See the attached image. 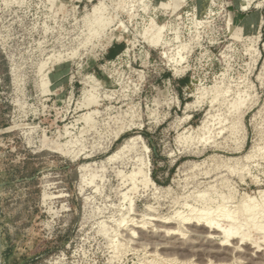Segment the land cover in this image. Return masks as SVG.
I'll return each mask as SVG.
<instances>
[{
    "label": "rangeland",
    "instance_id": "rangeland-1",
    "mask_svg": "<svg viewBox=\"0 0 264 264\" xmlns=\"http://www.w3.org/2000/svg\"><path fill=\"white\" fill-rule=\"evenodd\" d=\"M176 2L0 0V264H264L165 232L264 248V0Z\"/></svg>",
    "mask_w": 264,
    "mask_h": 264
},
{
    "label": "bare ground",
    "instance_id": "bare-ground-1",
    "mask_svg": "<svg viewBox=\"0 0 264 264\" xmlns=\"http://www.w3.org/2000/svg\"><path fill=\"white\" fill-rule=\"evenodd\" d=\"M183 0H177L175 6H179L180 3L182 2ZM100 4V3H99ZM98 4V5H99ZM98 5H93V8L91 9L92 11V15L93 17L95 16V14H98V10H99V7ZM100 6V5H99ZM97 12V13H96ZM90 14V15H91ZM155 25V24H154ZM162 28L161 25H156V29L157 31L159 32L160 29ZM154 38H155V35H153ZM148 38V37H147ZM153 38V37H152ZM158 40V37L156 38ZM145 41H148L147 43L151 44L152 45V41L149 39H146ZM157 42V41H155ZM216 86V85H215ZM214 85L212 86V88H216ZM189 106V105H187ZM87 116V115H86ZM89 117V116H87ZM85 118V117H84ZM86 119V118H85ZM89 119V118H88ZM87 120V119H86ZM119 132V131H118ZM117 135V134H116ZM138 137V136H137ZM137 137H131L127 140V142L122 145L117 151H115L114 153H112L113 155L110 157V159H113V160H116L117 158L120 159V157L122 156L123 152L125 149L127 148H132V145H130V143H132V141L134 139H137ZM144 147V146H143ZM145 150V149H144ZM146 151V150H145ZM108 157V159H109ZM124 157V155H123ZM109 159V160H110ZM125 159V158H124ZM121 160V159H120ZM122 161V160H121ZM121 163V162H120ZM84 167V165H80L79 166V169L82 170V168ZM144 184L146 183H153L151 177L149 176V172H143L142 173V180H141ZM135 189V184L133 183L132 186L129 188V190L127 191H133ZM126 193L127 192H124L123 194V197L125 198L126 197ZM260 197H264V194H260ZM249 201H253L252 197L248 199ZM180 217V216H179ZM151 218V217H150ZM150 218H147V219H150ZM173 218V217H172ZM171 217H167V218H161V219H158L157 218H151V220L153 221H158V222H161L162 225H158L159 227H162L164 226V224L168 225V224H171V223H175L173 222ZM146 219V218H145ZM144 218L139 221V222H132L130 225H131V228H130V235L133 237L134 234H135V230L136 228L139 230H143L144 228V225L147 224L148 220L146 219L145 220ZM172 219V220H171ZM177 220V227H173V228H165V232L166 234H169L170 236H180L181 235V232H180V225L181 223H185V224H194L195 226H201L203 228H205V236L207 237L208 240H216V239H219V241L217 242V244L219 246H222V247H233V245L231 243H229L230 240H233V239H238V243L240 244H244L246 246H251L252 247H257L255 250L256 251H260V250H264V248H261L260 245H255L256 244V241H254L253 239L250 238V235L249 233L247 232H243L241 231L240 227L237 226L236 224H234L233 222V217L229 214H223L220 218H216L214 216H212L209 212H203V213H200V214H195V215H191V216H183V217H180V218H176ZM124 221V220H122ZM130 221V220H129ZM152 223V222H151ZM151 225V224H150ZM153 226V225H152ZM176 226V225H175ZM167 227V226H166ZM172 227V226H171ZM134 228V229H133ZM151 228V227H150ZM164 228V227H162ZM161 229V228H160ZM163 229H161L160 231H162ZM150 232V231H149ZM142 233V232H141ZM146 233V232H145ZM144 234V233H143ZM146 235V234H145ZM186 236V235H185ZM146 237V236H145ZM187 237V236H186ZM143 238V237H142ZM179 238V237H178ZM184 238V237H183ZM264 238H262L263 240ZM207 240V241H208ZM195 241V240H194ZM165 242V241H164ZM262 243V241H260ZM156 243V241H155ZM258 243V242H257ZM160 244V243H159ZM175 244V243H174ZM192 244V243H191ZM157 245V244H156ZM264 245V243H263ZM152 247V246H151ZM185 248V247H184ZM261 248V249H260ZM202 249V248H200ZM234 249H237L239 250V248L234 247ZM241 249V248H240ZM207 250V249H205ZM204 250V251H205ZM236 250V251H237ZM254 250V249H253ZM233 251V250H232ZM253 254V252H252ZM254 255V254H253ZM232 256V255H231ZM182 264V263H181ZM259 264H263V263H259Z\"/></svg>",
    "mask_w": 264,
    "mask_h": 264
}]
</instances>
